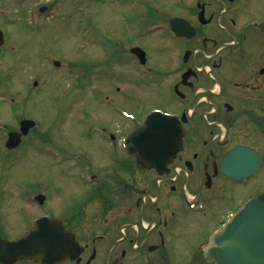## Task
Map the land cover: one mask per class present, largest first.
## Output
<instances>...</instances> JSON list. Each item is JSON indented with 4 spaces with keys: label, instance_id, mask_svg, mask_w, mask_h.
I'll return each instance as SVG.
<instances>
[{
    "label": "flooded vegetation",
    "instance_id": "af4514ba",
    "mask_svg": "<svg viewBox=\"0 0 264 264\" xmlns=\"http://www.w3.org/2000/svg\"><path fill=\"white\" fill-rule=\"evenodd\" d=\"M108 1L87 0V5ZM124 1H132L135 7L144 6V14L152 20L145 17L136 24V41L131 45L146 51L147 62L142 66H149L151 55L139 39L148 35L154 37L160 51L172 49L177 55L181 53V66L175 69V91L183 101L173 113L186 117L182 147L167 172L159 173L154 166L140 163L135 154L127 153L120 161L118 152L105 169L94 170L82 162L85 153L59 148L55 137L46 138L39 133L37 120L26 133L21 131V121L31 117L18 116L15 125L0 120V151L8 159L13 152L24 153L30 147L41 158L44 155L55 159V165L72 177V183L60 181L53 185L33 178H0V264H215L203 250L210 233L198 235L201 237L196 244L187 241L183 231L186 221L179 218L176 209L166 208L157 212L156 218L146 217V202L141 198L134 200L131 189H147L151 174H155L158 191L163 187L168 194L183 172L187 179L192 172L200 186L194 203L205 208L209 196L202 195V191L221 189L226 180H233L222 172L223 158L230 149L252 148L260 155L261 169L264 166V13L260 19L237 20L238 10L247 5V0ZM22 2L14 0L16 6L5 7H17ZM47 5L53 6L50 3L43 7L46 9ZM3 7L0 4V37L6 43L12 36ZM110 43V54L119 57L125 49L123 42ZM148 73L153 74L150 67ZM143 121L144 118L134 128ZM13 132L19 144L8 147ZM119 132L108 134L115 145L123 142ZM177 166L179 171L173 172ZM216 180L222 183L217 184ZM78 184L83 188H78ZM147 196L144 192L142 199ZM149 197L153 204L159 202L160 197ZM243 200L237 201L236 206ZM12 202L27 209L28 225L18 229L8 225L7 208ZM44 216L48 218L44 222L47 226L42 228L44 234L40 238L45 242L30 236L23 243L26 254L15 257L7 242L25 235L26 238L35 229L36 220ZM125 216L134 220L124 222ZM136 216H140V223ZM35 246L38 252L34 251Z\"/></svg>",
    "mask_w": 264,
    "mask_h": 264
},
{
    "label": "rangeland",
    "instance_id": "374dc122",
    "mask_svg": "<svg viewBox=\"0 0 264 264\" xmlns=\"http://www.w3.org/2000/svg\"><path fill=\"white\" fill-rule=\"evenodd\" d=\"M13 3L14 0H0L12 36L0 47L2 122L15 125L18 116L36 119L39 133L46 138L55 137L59 148L85 153L82 159L85 167L97 170L105 169L116 158V152L120 161L127 155L120 143L115 145L109 139L110 132L132 130L153 110L173 112L180 108L183 99L175 91L178 80L175 69L181 66V53L177 55L172 49L160 51L152 35L139 39L150 51L149 66L135 62L131 53L136 24L145 17L152 21L144 14V6L135 7L132 1L124 0L88 5L87 0H23L17 7H5ZM50 3L53 6L47 5L44 11L49 13L42 14L40 6ZM245 3L236 19H260L264 0ZM111 40L124 44L125 49L117 58L107 48ZM56 60L61 63L59 67ZM68 68L74 70L73 74ZM41 156L30 147L24 153L13 152L11 159L0 151V178H33L52 185L60 181L72 183L69 172L55 165V159ZM191 173L187 179L183 172L168 194L163 187L158 191L156 175L151 174L147 189L142 186L141 192L138 188L131 189V194L134 200L141 198L146 202V217L156 218L157 212L176 209L179 218L186 221L183 231L187 241L194 244L201 233L211 234L220 228L227 221L229 210L236 209L237 201L264 193L263 166L248 180L228 179L221 189H204L202 195L209 196L208 203L198 211L199 205L192 206L187 198V193H200L197 175ZM77 187L83 188L79 184ZM144 192L148 196L142 199ZM149 196L160 197L159 202L153 204ZM7 212L10 227L28 225L29 212L19 202H12ZM133 220L125 216L124 222ZM136 222L140 223V216H136Z\"/></svg>",
    "mask_w": 264,
    "mask_h": 264
},
{
    "label": "water",
    "instance_id": "95a60500",
    "mask_svg": "<svg viewBox=\"0 0 264 264\" xmlns=\"http://www.w3.org/2000/svg\"><path fill=\"white\" fill-rule=\"evenodd\" d=\"M3 41L0 37V44ZM34 121H22V130L27 131ZM183 135L182 123L176 116L161 112L148 115L145 123L128 135L126 145L130 152H135L140 163L154 166L159 172L167 171V165L173 160L181 147ZM15 133L10 135L8 145L15 146L19 142ZM259 167V155L256 151L240 146L232 149L223 161V172L234 178H242L253 174ZM40 220L37 229L26 238L10 241L15 257L25 255L24 242L31 236L45 242L40 229L46 227ZM35 242V241H34ZM35 252L39 248L35 246ZM206 256H210L216 264H264V194L252 198L217 231L204 247Z\"/></svg>",
    "mask_w": 264,
    "mask_h": 264
}]
</instances>
